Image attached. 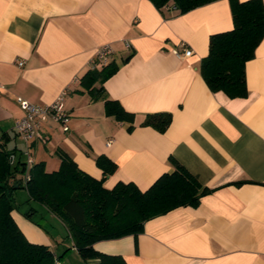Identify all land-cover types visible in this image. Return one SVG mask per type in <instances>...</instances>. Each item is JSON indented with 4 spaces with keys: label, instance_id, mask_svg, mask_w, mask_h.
I'll use <instances>...</instances> for the list:
<instances>
[{
    "label": "crops",
    "instance_id": "obj_1",
    "mask_svg": "<svg viewBox=\"0 0 264 264\" xmlns=\"http://www.w3.org/2000/svg\"><path fill=\"white\" fill-rule=\"evenodd\" d=\"M231 27L229 0L183 13L150 0H0V146L14 163L28 149L52 171L61 148L99 179L95 157L104 154L116 165L105 187L120 180L144 190L173 170L172 156L212 189L196 206H176L147 219L137 235L98 240L95 249L127 264H264V35L245 62L244 96L212 91L199 71L210 34ZM180 42L189 56L174 51ZM103 44L119 64L102 83L105 93L134 113L133 122L106 115L103 100L79 84ZM64 88L68 128L48 119L26 143L14 129L23 114L16 98L45 105ZM158 111L171 113L165 131L140 125ZM26 198L11 212L26 238L48 245L61 264L80 257L69 236L53 243L36 224H44L41 211L53 216L44 206L24 216Z\"/></svg>",
    "mask_w": 264,
    "mask_h": 264
},
{
    "label": "trees",
    "instance_id": "obj_2",
    "mask_svg": "<svg viewBox=\"0 0 264 264\" xmlns=\"http://www.w3.org/2000/svg\"><path fill=\"white\" fill-rule=\"evenodd\" d=\"M158 9L173 6L179 13L213 0H150ZM232 18L230 29L210 34L208 52L201 58L199 71L212 91L228 96L247 93L245 62L264 35V4L262 0H229ZM126 60V59H124ZM110 59L89 67L79 84L91 99L101 98L106 115L118 121L133 122L134 113L118 100L108 98L102 83L118 68ZM171 121V113L158 111L145 114L140 125L163 132ZM132 124L128 129L132 128ZM60 162L57 169L46 171L43 161L33 162L24 174L25 162L14 163L11 154L0 146V264H61L60 256L46 244L29 241L12 216L16 208L14 192L23 187L28 207L23 214L31 219L40 204L62 221L72 246L87 264H127L120 254L101 252L93 244L98 240L124 235H137L144 222L176 206H196L212 189L202 185L182 164L169 157L173 170L161 173L146 189L131 181H117L110 188L102 183L116 165L104 154L95 157L102 170L97 179L78 167L63 149L56 150ZM37 225L38 224L36 223Z\"/></svg>",
    "mask_w": 264,
    "mask_h": 264
},
{
    "label": "built area",
    "instance_id": "obj_3",
    "mask_svg": "<svg viewBox=\"0 0 264 264\" xmlns=\"http://www.w3.org/2000/svg\"><path fill=\"white\" fill-rule=\"evenodd\" d=\"M126 45L128 46L129 44L126 42ZM179 46V49L174 50L179 56H189L192 53L191 48H189L186 43L180 42ZM112 52V47L109 44L101 45L90 60V67L100 62H106ZM18 64H22V61H19ZM1 88H3V85L0 83V89ZM66 93L67 88H64L54 100L45 105L32 103L19 96L16 98L23 114L14 121V129L26 143H29V140L38 134L42 124L48 119L60 122L64 130L68 128L69 114L65 110L63 102ZM24 155L25 171L23 178L26 180L29 178L28 170L34 160L28 149L24 151Z\"/></svg>",
    "mask_w": 264,
    "mask_h": 264
},
{
    "label": "rangeland",
    "instance_id": "obj_4",
    "mask_svg": "<svg viewBox=\"0 0 264 264\" xmlns=\"http://www.w3.org/2000/svg\"><path fill=\"white\" fill-rule=\"evenodd\" d=\"M25 194L27 195L25 189H22V188L16 189V194H15L16 201H20ZM41 216L44 218L43 220L44 224H42L43 225L42 227L40 225L38 226L45 232V234L48 237H50L53 243H54V239H57L58 237L59 238H62V236L66 237L67 235V232L65 231L66 229L59 217H57L56 215H53L51 216V219H50L48 215L46 214V212H43V211H41ZM62 252L63 250H61L60 253ZM64 259H65V262L63 264H79L77 260H80V262H82L81 257H79L78 255H77V259H74L71 256H68V257L64 256Z\"/></svg>",
    "mask_w": 264,
    "mask_h": 264
}]
</instances>
